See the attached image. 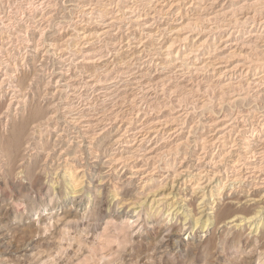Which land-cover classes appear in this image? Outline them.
Returning <instances> with one entry per match:
<instances>
[{"label": "rangeland", "instance_id": "374dc122", "mask_svg": "<svg viewBox=\"0 0 264 264\" xmlns=\"http://www.w3.org/2000/svg\"><path fill=\"white\" fill-rule=\"evenodd\" d=\"M246 14L253 18H248ZM262 20L264 0H0V83H4L2 86L7 92L5 97L0 95V100L6 103L13 97L11 81H21L25 86L27 104L37 107L40 103L42 116H45L44 120H40L43 129L30 132L32 135H26L17 147L10 148V157L0 154V169L4 173L0 174V264H264V210L260 209L264 206L262 184L253 193V197L258 198L257 202L247 201L249 196L242 188L237 195H233L234 191L229 195L231 190L226 189L222 196L224 199L216 208L217 213L226 211L224 217L235 213L250 215L260 210L257 219L260 229H255V226L251 228L250 224L242 228L232 227V223L226 224L228 218H223L217 226L213 224L209 230L203 229L201 222L196 227L195 221L199 215H194L201 212L198 206L201 208L202 204L199 198L192 199V190L183 191L186 186L182 195H186L188 200L182 203L192 204L190 207L183 206L190 209L191 216L184 221L186 213L181 209L182 203L176 206L179 212L172 214L166 211L169 204L177 201L175 195L178 191L170 188L174 184L173 178L177 177L175 185L183 184L181 178L175 176V170L190 164L193 171L200 161H209L217 156L219 161L227 155L221 169H231L229 174L232 175L231 166L239 158V152L245 153L247 145L244 144L245 135L239 130L245 126L250 128L260 121L264 125V82L255 81L264 74V35L262 39L246 38L255 31L264 34ZM197 22L200 24L196 26ZM80 31L93 35V38L80 34ZM172 43L175 47L168 49ZM36 48L39 52L35 51ZM191 48L193 52H198L199 57L184 59ZM86 52L91 55L84 56ZM231 52H235L234 55ZM183 55L184 58L181 57ZM218 57L222 59L216 60ZM84 59L96 64L86 65ZM217 61L226 67L214 70L216 64L212 67V63ZM185 62L189 67L186 68ZM201 62L205 64L201 66ZM238 64H250L249 76H245L248 69L242 68L232 79L236 82H231L232 85L227 77L220 78L225 68ZM8 73L17 76L12 77ZM252 80L261 86L255 84L253 87ZM98 83L101 86L94 87ZM16 104L24 105L14 101L10 119L5 117L0 121V135L4 143L11 138L5 129H9V132L12 130L15 111L24 112L22 106L16 110ZM3 105L0 104V112L5 110H2ZM227 111L231 115L229 121L216 127L210 126L213 123L211 119L219 122L226 117ZM19 112L17 118L21 116ZM58 115L60 119L56 117ZM136 115L139 118H135ZM177 117L178 121H184L179 123L172 120ZM158 121H162L161 126L153 125ZM228 123L234 126L230 127L232 130L229 128L230 131H225L230 134L218 144L219 147L209 145L213 133ZM139 124L143 126L139 127ZM145 126H156L159 132L138 133ZM174 128L182 132L177 139L178 133L172 138L169 134ZM188 132H191L190 144L177 148L179 141L187 140ZM253 132L258 133V130H250V134ZM139 135L144 136L141 138ZM31 136L36 140H32ZM143 137L147 139L143 140ZM262 137L264 139V131ZM117 138L121 139L119 145L114 142ZM31 143L33 146L29 149V156L37 160L39 179L33 184L26 179L21 186L16 173L26 153V146ZM126 143L132 146L129 148ZM233 143L241 148L231 149ZM152 149L153 152L147 154ZM257 151L264 154V149ZM114 154H127L125 157H131V166L138 164L147 173L155 172L151 185L139 189L135 183L126 182L128 169L121 170L122 165L118 166L121 171L117 177L114 176L117 178L114 182L122 186L123 195L133 201H127L124 205L111 197L114 187L110 189L106 183L100 185L102 172L109 163L107 160ZM150 156L154 160H148ZM143 158L146 160L138 161ZM258 161L264 166V159ZM71 162L86 169V183L92 181L91 186L85 188L83 197L74 195L62 177L65 174L63 166ZM46 168L50 171H46ZM5 170L10 172L6 174ZM53 175L63 180L56 183L59 178ZM259 176L264 178V173ZM260 180L254 179V182ZM244 185L248 189L251 187L249 183ZM238 198L242 204L237 203ZM135 202L138 204L133 205ZM189 222V228L181 231Z\"/></svg>", "mask_w": 264, "mask_h": 264}, {"label": "bare ground", "instance_id": "6f19581e", "mask_svg": "<svg viewBox=\"0 0 264 264\" xmlns=\"http://www.w3.org/2000/svg\"><path fill=\"white\" fill-rule=\"evenodd\" d=\"M255 3V2H254ZM173 5V4H172ZM175 5H177V4H175ZM174 6V5H173ZM172 6V7H173ZM171 7V6H170ZM242 10V9H241ZM250 10V9H249ZM202 11V10H201ZM248 13V12H247ZM247 15V14H246ZM228 16V15H227ZM234 16V15H233ZM200 17V16H199ZM202 17V16H201ZM204 17V16H203ZM206 17V16H205ZM204 17V18H205ZM247 17H248V15H247ZM259 17V16H258ZM138 18V17H137ZM209 17H207L206 19H208ZM232 18V17H231ZM235 18V17H234ZM248 18H253V16H251V17H248ZM140 19V18H139ZM138 19V20H139ZM195 19H197V18H195ZM195 19H194V21H195ZM200 19V18H199ZM237 19V18H236ZM241 19V18H240ZM243 19V18H242ZM202 20V19H201ZM205 20V19H204ZM203 20V21H204ZM239 20V19H238ZM244 20V19H243ZM245 20H247V19H245ZM253 20V19H252ZM193 21V20H192ZM198 21H200V20H198ZM202 21V22H203ZM210 21H211V19H210ZM209 21V22H210ZM234 21V20H233ZM262 21H264V20H262ZM143 22V21H142ZM201 22V23H202ZM253 22V21H252ZM208 23V22H207ZM221 23H223V22H221ZM192 24V23H191ZM197 24H200V23H196V26H197ZM220 24V23H219ZM188 25V24H187ZM223 25V24H222ZM40 26V25H39ZM189 27V26H188ZM195 27V26H194ZM198 27H199V25H198ZM43 28V27H42ZM45 28V27H44ZM88 28V27H87ZM187 28V27H186ZM262 28V27H261ZM189 29V28H188ZM199 29H201V28H199ZM254 29V28H253ZM252 29V30H253ZM193 30H194V28H193ZM207 30V29H206ZM255 30V29H254ZM26 31H28V27H27V30ZM39 31V30H38ZM91 31V30H90ZM89 31V32H90ZM96 31V30H95ZM180 31V30H179ZM182 31V30H181ZM195 31V30H194ZM43 32V31H42ZM41 32V33H42ZM85 32H86V30H85ZM85 32H82V31H80V34H82V35H84V36H90V38H91V36H92V38H93V35H91V34H88V35H85L86 33ZM97 32H100V30L98 31L97 30ZM97 32H95V33H97ZM190 32H192V31H190ZM199 32V31H198ZM262 32V31H261ZM261 32H256L255 31V33H251L250 35H248L246 38L248 39L249 37L250 38H253V37H257V38H261L262 39V37H263V33H261ZM27 33V32H26ZM182 33V32H181ZM202 33V32H201ZM245 33H247V31L245 32ZM183 34V33H182ZM248 34H249V32H248ZM78 35V34H77ZM79 36V35H78ZM229 36H231V35H229ZM81 37V36H80ZM79 37V38H80ZM180 37V36H179ZM86 38V37H85ZM88 38V37H87ZM181 38H183V37H181ZM180 38V39H181ZM185 38V37H184ZM186 38H188V36L186 37ZM225 38H227V37H225ZM246 38H244V39H246ZM179 39V40H180ZM222 39H224V38H222ZM246 39V40H247ZM84 40V39H83ZM175 40V39H174ZM178 40V39H177ZM176 40V41H177ZM186 40H188V39H186ZM229 40V39H228ZM255 40H258V39H255ZM27 41H28V39H27ZM173 41V40H172ZM249 41H250V39H249ZM259 41H261V40H259ZM174 42V41H173ZM177 42H179V41H177ZM181 42V41H180ZM179 42V43H180ZM185 42V41H184ZM204 42V41H203ZM248 42V41H247ZM251 42V41H250ZM91 43V42H90ZM193 43V42H192ZM207 43V42H206ZM233 44H234V42H232ZM236 43V42H235ZM238 43V42H237ZM243 43V42H242ZM244 43H245V41H244ZM258 43V41L255 43V44H257ZM176 44V43H175ZM194 44V43H193ZM250 44V43H249ZM185 45V44H184ZM195 45V44H194ZM202 45V44H201ZM213 45H215V44H213ZM230 45V44H229ZM39 46V45H38ZM180 46V45H179ZM193 46V45H192ZM227 46V45H226ZM234 46V45H233ZM245 46V45H244ZM168 47V46H167ZM173 47H175V45H174V43H172L170 46H169V48L168 49H171V48H173ZM197 47V46H196ZM214 47V46H213ZM236 47V46H235ZM243 47V46H242ZM180 48V47H179ZM195 48V47H194ZM201 48V47H200ZM215 48V47H214ZM220 48V47H219ZM218 48V49H219ZM255 48V47H254ZM41 49V48H40ZM84 49V48H83ZM192 49V48H191ZM195 49H197V48H195ZM223 49H225L224 47H223ZM230 49V48H229ZM232 49V48H231ZM39 49L38 48H36L35 49V51L37 52ZM214 50V49H213ZM226 50V49H225ZM170 51V50H169ZM190 51V50H189ZM194 50L192 49L191 51H190V53H185V54H187L186 56H188L187 58H184V55L183 56H181V57H183L184 59H190V58H192V57H194V56H198L199 54H196V53H198L197 51L196 52H193ZM199 51V50H198ZM215 51V50H214ZM216 51H217V49H216ZM220 51H223V50H220ZM235 51V50H234ZM39 52V51H38ZM235 52H237V51H235ZM234 52V53H235ZM193 53V54H192ZM210 53V52H209ZM208 53V54H209ZM219 53V52H218ZM217 53V54H218ZM220 53H222V52H220ZM234 53H232L231 52V54L232 55H234ZM2 54V53H1ZM86 55H84V56H90L91 54H88L87 52L85 53ZM192 54V55H191ZM212 54V53H211ZM225 54V53H224ZM238 54V53H237ZM241 54V53H240ZM92 55H94V54H92ZM182 55V54H181ZM230 55V53L229 54H227V56H229ZM213 56V55H212ZM219 56V55H218ZM247 56V55H246ZM264 56V55H263ZM92 57V56H91ZM199 57V56H198ZM207 57H208V55H207ZM231 57V56H230ZM251 57V56H250ZM221 57H218V58H216V60H218V59H220ZM92 59V58H91ZM168 59V58H167ZM195 59H196V57H195ZM194 58H193V60L192 61H194L195 60ZM198 59V58H197ZM202 59V58H201ZM205 59H207V58H205ZM208 59H209V57H208ZM211 59V58H210ZM222 59V58H221ZM253 59L255 60V58L253 57ZM257 59V58H256ZM93 60V59H92ZM92 60H90V59H84L83 60V63H85L86 65H89V64H96V62H94V61H92ZM198 60H200V59H198ZM203 60V59H202ZM253 60V62H255ZM257 60H259V59H257ZM256 60V61H257ZM178 61V60H177ZM183 61V60H182ZM206 61V60H205ZM210 61H212V59L210 60ZM224 61V60H223ZM226 61V60H225ZM260 61V60H259ZM258 61V62H259ZM184 62V61H183ZM182 62V63H183ZM189 62V61H188ZM196 62H197V60H196ZM213 62H214V60H213ZM219 62H222V60H220ZM219 62L217 61V62H215V63H212V67H214L213 66V64H216V68H214V70H216L217 71V69H219V70H221V68L222 67H226V65H223V64H219ZM229 62V61H228ZM181 63V62H180ZM199 63V62H198ZM202 64H201V66L203 65V64H205V63H203V62H201ZM208 63H210V62H208ZM206 64V65H209V64ZM260 63V62H259ZM9 64V63H8ZM94 64V65H95ZM163 64V63H162ZM165 64V63H164ZM176 64V63H175ZM177 64H179V63H177ZM185 64H186V62H185ZM193 64H195L194 62H193ZM192 64V65H193ZM262 64V63H261ZM13 65V64H12ZM12 65H11V67H12ZM181 65H183V64H181ZM191 65V66H192ZM205 65V66H206ZM258 65V64H257ZM256 65V66H257ZM10 66V65H9ZM92 66V65H91ZM187 66H188V64H186V68H187ZM249 66H250V64H249ZM249 66H247V64L245 65V64H238V65H236V66H234V67H230L229 66V68H225V71L224 72H221V74H220V78H222V77H224V78H226V79H228L229 80V83L232 85V83L231 82H235V81H232V79L234 78V76H237V74H238V71H240L242 68H247L248 69V71L247 72H245L246 74H245V76H249V74H250V68H249ZM93 67V66H92ZM95 67V66H94ZM183 67V66H182ZM189 67V66H188ZM12 68H14V65H13V67ZM96 68V67H95ZM101 68H103V67H101ZM185 68V67H184ZM17 70H18V68H16ZM85 69H87V68H85ZM174 69V68H173ZM189 70L190 69H192V68H188ZM195 69V68H194ZM200 69V68H199ZM257 69V68H256ZM83 70V69H82ZM184 70V69H183ZM186 71H187V69H185ZM201 70H203V68L201 69ZM207 70V69H206ZM205 70V71H206ZM213 70V71H214ZM222 70H224V69H222ZM98 71V70H97ZM180 71V70H179ZM193 71V70H192ZM204 71V70H203ZM243 71V70H242ZM16 72V71H15ZM89 72L91 73V71L89 70ZM94 72V71H93ZM105 72H106V70H105ZM104 72V73H105ZM13 73V72H12ZM83 73V72H82ZM85 73V72H84ZM97 73V72H96ZM183 73H185V71L183 72ZM183 73L181 72V74L183 75ZM240 73V72H239ZM86 74H87V72H86ZM180 74V75H181ZM188 74H189V71H188ZM194 74H196V73H194ZM219 74V73H218ZM8 75L9 76H11L12 75V77L13 76H17V74L16 75H13V74H9L8 73ZM243 75V74H242ZM91 76V75H90ZM95 76V75H94ZM185 76V75H184ZM218 76V75H217ZM258 76V75H257ZM256 76V77H257ZM259 76H261V75H259ZM257 77V78H255V81L257 80V82H259V83H262V82H264V74L261 76V77ZM92 77H93V74H92ZM99 77V76H98ZM242 77V76H241ZM102 78V77H101ZM19 77L17 78V80L19 81ZM88 79H90V78H88ZM97 79V78H96ZM99 79V78H98ZM106 79V78H105ZM236 79V78H235ZM244 79H246L247 80V78H244ZM95 80V79H94ZM246 80H245V83H246ZM220 81V80H219ZM95 82V81H94ZM93 82V83H94ZM100 83L102 82L101 80L99 81ZM104 82V81H103ZM157 82V81H156ZM162 81H160V83H161ZM241 82V81H240ZM250 82H253V80L252 81H250ZM250 82H249V84H250ZM9 83V82H8ZM11 83H12V88H13V93H14V95H13V97L12 98H10V99H8V101L6 102V103H4V102H2V99L0 100L1 102H0V104L1 105H3V103H4V105L2 106V110L5 108V110H1L2 112H0V121H1V119H3V118H7L8 117V119H10L9 118V116H10V113H11V109L13 108V103H14V101L15 102H17L18 104H21V103H23L24 105H20V106H18L17 104V107L15 108L16 110H18L19 109V107H23V109H24V112H22V113H20L19 111H15L16 112V114L14 115V117L11 119L12 120V130L9 132V129H5V130H7V133H9L10 134V137L11 138H9L8 140H7V142L6 143H4L3 142V140H1L2 138V136L0 135V154H2L3 156H6V158L7 157H10L11 155H10V153H8V150H11V149H13L14 148V146H18V144L22 141V139L26 136V135H28V136H30V135H32V133H30V132H33V133H35L36 131H37V129H41L42 128V124H41V119H45V116H42V107H41V105H40V103L38 104V106L37 107H35V106H33L32 104H27V101L28 100H26V94L24 95V90H25V86L21 83V81H19L18 83H13L12 81H11ZM92 83V82H91ZM139 84H140V82H138ZM160 83L158 84V85H160ZM224 83V82H223ZM236 83V82H235ZM243 83V82H242ZM95 84V83H94ZM93 84V85H94ZM147 84V83H146ZM220 84V83H219ZM225 84H226V82H225ZM225 84H223L224 86H226ZM228 84V83H227ZM229 84V85H230ZM255 84H257V85H260V84H258V83H255ZM254 82H253V87H254ZM264 84V83H263ZM2 85H4V83L2 82V83H0V95H2L3 94V96L5 97V95H6V90H4L5 88L2 86ZM85 85V84H84ZM86 85H89L88 83L86 84ZM102 85H103V83H102ZM105 85H106V83H105ZM142 85V84H141ZM157 84H156V86H158ZM199 85V84H198ZM220 85H222V84H220ZM230 85V87H232ZM233 85H235V84H233ZM237 85V84H236ZM252 85V84H251ZM77 86V85H76ZM92 86V85H91ZM91 86H86V88L87 87H91ZM98 86H101L99 83L98 84H96V85H94V87H98ZM104 86V85H103ZM245 86H246V84H245ZM247 86H248V84H247ZM261 86V85H260ZM143 87V86H142ZM169 87V86H168ZM227 87H228V85H227ZM226 87V88H227ZM234 87V86H233ZM232 87V88H233ZM252 87V86H251ZM250 87V88H251ZM83 88V87H82ZM101 88V87H100ZM202 88V87H201ZM225 88V87H224ZM229 88V87H228ZM249 88V87H248ZM257 88V87H256ZM259 88V87H258ZM262 88V87H261ZM84 89V88H83ZM197 89H199V87L197 88ZM9 90V89H8ZM27 90V89H26ZM76 90V89H75ZM78 90V89H77ZM94 90H96L95 88H94ZM200 90V89H199ZM60 91V90H59ZM202 91V90H201ZM259 91H262V90H259ZM56 92V91H55ZM61 92V91H60ZM63 92V91H62ZM95 92V91H94ZM231 92H233V91H231ZM256 93V92H255ZM261 93V92H260ZM260 93H258V94H260ZM262 94V93H261ZM229 96V95H228ZM240 96H241V94H240ZM258 97V95H255V97ZM259 96H261V95H259ZM235 97V96H234ZM234 97H232V98H234ZM237 97V96H236ZM0 98H1V96H0ZM244 97H242V98H240V99H243ZM6 99H7V97H6ZM222 99V98H221ZM228 99V98H227ZM238 99V98H237ZM107 100V99H106ZM31 103H32V101H31ZM34 103V102H33ZM224 103H225V101H224ZM231 103H232V105H233V102L231 101ZM203 104V103H202ZM227 104V103H226ZM225 104V105H226ZM230 104V103H229ZM239 104V103H238ZM237 105V104H236ZM235 105V106H236ZM205 106V105H204ZM238 106V105H237ZM50 107V106H49ZM60 107V106H59ZM222 108V107H221ZM244 110V109H243ZM22 111V110H21ZM213 111V110H212ZM223 111V110H222ZM233 111V110H232ZM240 111V110H239ZM238 111V112H239ZM17 112H19L20 114H21V116H19V118H17ZM137 112V111H136ZM136 112H132V113H136ZM189 112V111H188ZM215 112V111H214ZM214 112H212V113H214ZM228 112V111H227ZM234 112V111H233ZM13 113V112H12ZM241 113L242 112H240V115H241ZM245 113H247V112H245ZM53 114V113H52ZM188 114V113H187ZM211 114V113H210ZM228 114V115H227ZM226 114V117L224 116L223 118H221L220 119V121L219 122H217V120H216V122L213 120V119H211L210 121L211 122H213L212 123V125H210V126H217V125H220V124H225V122L228 120V117H230L231 115H229L230 113L228 112ZM249 114V113H248ZM248 114H246V115H248ZM13 115V114H12ZM183 115V114H182ZM181 115V116H182ZM234 115V114H233ZM242 115H243V113H242ZM48 116V115H47ZM51 116V115H50ZM49 116V117H50ZM55 116V115H54ZM53 116V117H54ZM113 116V115H112ZM151 116V115H150ZM181 116H180V118H181ZM235 116H237V115H235ZM239 116V115H238ZM237 116V117H238ZM244 116V115H243ZM57 118H59V115L58 116H56ZM84 117V116H83ZM122 117V116H121ZM187 117V116H186ZM185 117V118H186ZM240 117V116H239ZM82 118V117H81ZM135 118H139V116L138 115H136L135 116ZM185 118H183V119H185ZM263 118H264V116H263ZM49 119V118H48ZM51 119H53V118H51ZM60 119V118H59ZM92 119V118H91ZM116 119V118H115ZM130 119V118H129ZM133 119V118H132ZM234 119V118H233ZM236 119V118H235ZM243 119H245V118H243ZM55 120V119H54ZM80 120V119H79ZM112 120V119H111ZM114 120V119H113ZM134 120V119H133ZM162 120V119H161ZM172 120H174V121H178L179 120V117H177V118H174V119H172ZM171 120V121H172ZM7 121H9V120H7ZM39 121H40V123H39ZM48 121V120H47ZM50 121V120H49ZM92 121V120H91ZM118 121V120H117ZM131 121V120H130ZM149 121V120H148ZM184 121V120H183ZM183 121H178L179 123H182ZM229 121V120H228ZM243 121V120H242ZM252 121V120H251ZM256 121V120H255ZM260 121V120H259ZM11 122V121H10ZM73 122H74V120H73ZM73 122H71V123H73ZM83 122V121H82ZM88 122V121H87ZM93 122V121H92ZM114 122V121H113ZM112 122V123H113ZM154 122V121H153ZM168 123H169V121H167ZM234 121L232 120V123H233ZM239 122V121H238ZM257 122V121H256ZM261 122V121H260ZM257 123V124H253V122H252V124L253 125H251V127L248 129L246 126H245V128H243V129H240L241 128V125H240V127H239V132H242L243 133V136L245 135V140H246V142H244V144H247L246 145V147L244 148L245 149V153L244 154H242V152H239V153H241L240 154V156H239V158L233 163V166H231L232 167V175L231 174H229V172H230V170L229 169H226V171H223V169H221L222 167H224L223 166V164H224V162H222L223 161V159L225 158V157H227V155L224 157V156H222V158H220V160L219 161H217V158L219 157V156H217V158L216 157H212L209 161H206V159L205 160H203L202 162L200 161L199 162V166H198V168H196L195 170H193L192 171V166H190V164L186 167V166H180V168H181V171H179V169H177V170H175V176H179L180 178H181V180L183 181V184L182 183H180V185L178 184V185H175V181H176V178L177 177H174L173 178V182H174V184L172 183V186L170 187L172 190H177L178 191V193L175 195V198L177 199V201H175V202H173V203H171V204H169L168 205V207H167V210L166 211H169V213H172V214H174L175 212H179L178 210H179V208H177L176 206H177V204H179V205H181V203L182 202H184V201H187L188 200V197H186V195H182V194H185V192H183V191H188L189 192V190H192L191 192H192V194H191V196L193 197L192 199H195V198H199L200 199V201H201V204H202V206H201V208L198 206V209H200L201 210V212H197V213H195V215H194V217L195 216H198L199 215V217L196 219V221H195V224H196V227L199 225V223L201 222V227L203 228V229H211V227L213 226V224H214V226H217L220 222H221V220L224 218V219H229L227 222H226V224H229V223H232L233 225H232V227H244V226H246L247 224L251 227V228H253L254 226H255V229L256 228H258V229H260L259 228V226H260V223L259 222H257V219H258V217H259V213H260V210H257L256 212H254V213H252V214H250V215H243V214H241V213H235V214H233V215H231V216H229V217H224L225 216V214H226V211H224V212H220V213H217V206L219 205V203H220V200L223 198L222 196H224L223 195V193L225 192V190L226 189H230L231 191H230V194L229 195H232L231 194V192L232 191H234V194L233 195H237L238 193H240V188H242V191H245L246 193H247V196H249V198H248V200L247 201H255V202H257L258 201V198H257V196H255V197H253L254 195H253V193H255V191H258L257 189V187L260 185V184H262V185H260V186H263L264 187V178H262V177H260L259 175H260V173H264V166H263V163H261L260 161H258V159H262V161H263V159H264V154L263 153H261V151L259 152V151H257L258 149H264V139H263V137H262V134H263V131H264V125L262 126V123ZM2 123V122H1ZM7 123V122H6ZM6 123H3V124H6ZM43 123V122H42ZM52 123V122H51ZM85 123V122H84ZM115 123V122H114ZM131 123H133L132 121H131ZM167 123V124H168ZM173 123H177V122H172V124ZM210 123V122H209ZM59 124V123H58ZM87 124V123H86ZM92 124V123H91ZM110 124V123H109ZM143 124H145V122L143 123ZM229 124V123H228ZM241 124V123H240ZM44 125H46L47 126V124H44ZM51 125V124H50ZM89 125H90V123H89ZM92 125H94V123L92 124ZM140 125V124H139ZM142 125V124H141ZM141 125L139 126V127H141ZM153 125H162V121L161 122H156V123H153ZM165 125V124H164ZM232 125L233 124H229V125H227L226 124V126L224 127V126H222V127H220L219 129H217L219 132L218 133H216V131L215 130H213V131H215L214 133H213V138L210 140V143L211 144H209V145H212L213 147L214 146H217L218 144L220 145V143H222L223 142V140L227 137V134L229 133V132H225V131H227V130H229L230 131V127H232ZM237 125V124H236ZM250 125V124H249ZM62 126H63V124H62ZM70 126V125H69ZM78 126V125H77ZM80 126V125H79ZM83 126V125H82ZM85 126V125H84ZM83 126V127H84ZM88 126V125H87ZM122 126V125H121ZM143 126V125H142ZM151 126V125H150ZM184 126V125H183ZM234 126V125H233ZM4 127H7V126H4ZM45 127V126H44ZM61 127V126H60ZM75 127V126H74ZM107 127V126H106ZM132 127V126H131ZM180 127V126H179ZM186 127V126H185ZM8 128V127H7ZM62 128V127H61ZM76 128V127H75ZM74 128V129H75ZM94 128V127H93ZM123 128V127H122ZM122 128H121V130H122ZM129 128V127H128ZM159 128V127H158ZM169 128V127H168ZM230 128V129H229ZM234 128V127H233ZM3 129V130H4ZM43 129V128H42ZM51 129V128H50ZM55 130H56V128H54ZM65 129V128H64ZM133 129V128H132ZM160 129H163V128H161L160 127ZM209 129V128H208ZM238 129V128H237ZM236 129V130H237ZM255 129H257L258 130V133H255V132H253V134H250V130L252 131V130H255ZM63 130V129H62ZM79 130V129H78ZM84 130V129H83ZM121 130H119V131H121ZM172 130V129H171ZM194 130V129H193ZM210 130V129H209ZM232 130V129H231ZM235 130V129H234ZM52 132H53V130H51ZM80 131V130H79ZM125 131V130H124ZM127 131V130H126ZM181 130H179V129H177V128H174L169 134L171 135V138H172V136L174 135V134H177L176 135V139H177V137L179 136V135H181V133L182 132H180ZM192 131V130H191ZM61 132H63V131H61ZM77 132V131H76ZM121 132H123V131H121ZM132 132V131H131ZM138 132V131H137ZM142 132H147V133H154V132H159L157 129H156V126L154 127V126H152V127H143V129L141 130V131H139L138 133H142ZM165 132V130L163 131V133ZM168 132V131H167ZM257 132V131H256ZM49 133V132H48ZM65 133V132H64ZM85 133H87V132H85ZM102 133H104V131L102 132ZM102 133H100V134H102ZM117 133H118V131H117ZM120 133V132H119ZM118 133V134H119ZM130 133V132H129ZM128 133V134H129ZM189 133V136H188V138H187V140L185 141L184 140V142H181L180 143V141H179V144H177V148H179L181 145H189L190 144V142H189V138L191 137L190 136V134H191V132H188ZM252 133V132H251ZM37 134V133H36ZM46 134V133H45ZM59 134V133H58ZM63 134V133H62ZM81 134V133H80ZM128 134H125V135H128ZM137 134V133H136ZM134 135V136H137V135ZM144 134V133H143ZM161 134V133H160ZM168 134V133H167ZM230 134V133H229ZM228 134V135H229ZM241 134V133H240ZM47 135V134H46ZM49 135V134H48ZM54 135V134H53ZM60 135V134H59ZM147 135V134H146ZM154 135H156V134H154ZM186 135V134H185ZM195 135V134H194ZM255 135V136H254ZM65 136V135H64ZM80 136V135H79ZM106 136V135H105ZM115 136V135H114ZM129 136V135H128ZM140 136V135H139ZM142 136H144V135H142ZM142 136H140L141 138H142ZM151 136V135H150ZM149 136V137H150ZM157 136V135H156ZM159 136V135H158ZM164 136V135H163ZM182 136V135H181ZM242 136V135H241ZM34 137H36V135L34 136ZM53 137V136H52ZM60 137V136H59ZM83 137H85V135L83 136ZM86 137H88V136H86ZM119 137V136H118ZM122 137H123V139H124V136L122 135ZM147 137V136H146ZM146 137H143V140H145V139H147ZM210 137V136H209ZM37 138V137H36ZM43 138V136L41 137V139ZM45 138V137H44ZM76 138V137H75ZM89 138V137H88ZM134 138V137H133ZM138 139H139V137H137ZM151 138V137H150ZM163 138V137H162ZM170 138V137H169ZM211 138V137H210ZM229 138H230V136H229ZM31 139H32V136H31ZM33 139H35V138H33ZM32 139V140H33ZM52 139V138H51ZM60 140L62 139L61 137L59 138ZM59 139H57V140H59ZM84 139V138H83ZM128 139H129V137H128ZM127 139V140H128ZM201 139V138H200ZM36 140V139H35ZM50 140V139H49ZM75 140V139H74ZM92 140V139H91ZM111 140H113V138L111 139ZM110 140V141H111ZM156 140V139H155ZM204 140V139H203ZM30 141V140H29ZM28 141V142H29ZM62 141V140H61ZM123 141V140H122ZM137 141V140H136ZM171 141V140H170ZM40 142H42V141H40ZM64 142V141H63ZM62 142V143H63ZM71 142V141H70ZM113 142V141H112ZM111 142V143H112ZM115 143H118V145H119V143L121 142V139L120 138H117L115 141H114ZM144 142V141H143ZM175 142V141H174ZM205 143L207 142V140L206 141H204ZM226 142V141H225ZM252 142L254 143V144H252ZM43 143V142H42ZM82 143V142H81ZM114 143V144H115ZM137 143V142H136ZM178 143V142H177ZM32 144V143H31ZM36 144V143H35ZM40 144V143H39ZM57 144V143H56ZM125 144V143H124ZM126 144H128V143H126ZM130 144V143H129ZM127 145V147H131L132 145ZM132 144H134V143H132ZM226 144V143H225ZM236 144V143H235ZM27 145V144H26ZM37 145V144H36ZM42 145V144H41ZM60 146H61V144H59ZM206 145H207V143H206ZM219 145L217 146V147H219ZM31 146H33V144L32 145H30V144H28V146H26V150H25V155H23V157H22V159H21V162L19 163V171L16 173V179L18 178L19 180H20V183H21V186L23 185V183H24V180H30L31 181V184H33L32 182H34L35 180H37V179H39V177H38V175H37V170H38V166H37V160L34 158V160H32V156L30 155L29 156V149H31ZM43 146V145H42ZM45 146V145H44ZM56 146V145H55ZM238 145L236 144V145H234V143H233V145L231 146V149H239V148H241V147H237ZM245 146V145H244ZM243 146V147H244ZM36 147V146H35ZM57 147V146H56ZM92 147V146H91ZM125 147V146H124ZM225 147H227V145L225 146ZM9 148V149H8ZM11 148V149H10ZM38 148V147H37ZM87 148H89V147H87ZM176 148V149H177ZM185 148V147H184ZM212 148V147H211ZM44 149H46V148H44ZM53 149H55V148H53ZM68 149V148H67ZM66 149V150H67ZM72 149V148H71ZM127 149V148H126ZM206 149V148H205ZM218 149V148H217ZM38 150H40V148L38 149ZM42 150H43V148H42ZM145 150V149H144ZM147 150V149H146ZM178 150V149H177ZM241 150V149H240ZM33 151V150H32ZM45 151V150H44ZM50 151V150H49ZM48 151V152H49ZM55 151H56V149H55ZM81 151V150H80ZM183 151V150H182ZM40 152H41V150H40ZM39 152V153H40ZM43 152V151H42ZM51 152H52V150H51ZM57 152V151H56ZM117 152V151H116ZM127 152V151H126ZM144 152V151H143ZM153 152V149L152 150H150V151H148L147 152V154H149V153H152ZM224 152V151H223ZM231 152V151H230ZM264 152V151H263ZM80 153V152H79ZM82 153H84V152H81V154ZM123 153V152H122ZM125 153V152H124ZM225 153H226V151H225ZM263 154L262 155V157L260 156V154ZM35 154V153H34ZM52 154V153H51ZM77 154V153H76ZM75 154V155H76ZM206 154V153H205ZM219 154V153H218ZM221 154V153H220ZM222 154H224V153H222ZM227 154H229V153H227ZM61 155V154H60ZM79 155V154H78ZM115 155V154H114ZM127 155V154H126ZM125 155V156H126ZM146 155V154H145ZM212 155V154H211ZM47 156H48V154H47ZM46 156V157H47ZM62 156V155H61ZM68 156V155H67ZM70 156V155H69ZM73 156V155H72ZM124 155H122V154H120V155H115V156H111V158H109L107 161L109 162L108 163V165L104 168L105 169V171H103L102 172V179H101V182H100V185L102 186L103 184H109V186H108V188H110L111 189V187H112V189H113V187H114V189L112 190V194H111V192L109 193V191H108V193L109 194H111V197H113V199H116V201H119V204H121V205H124L127 201H129L130 202V200L132 201V198H127L126 197V195H123V188H122V186H117V184L114 182L115 181V179H117V178H114V176L115 177H117L118 175H119V173H120V171L122 170V169H124V168H127L128 169V172L125 174V177H126V182L128 181V183L129 184H133V183H135L136 185H137V188H141V189H144V188H146V187H148V186H150L151 185V183L154 181V178H155V172L153 173V170L152 171H150L149 173H147L146 172V170L144 169V167H138L137 165L136 166H131V164H129L130 163V158L131 157H125ZM130 156V155H129ZM149 156V155H148ZM175 156V155H174ZM214 156V155H213ZM52 157V156H51ZM65 157V156H64ZM74 157V156H73ZM80 157V156H79ZM135 157V156H134ZM153 157V156H152ZM151 156L148 158V160L149 159H153L154 160V158H152ZM204 157L205 156H203V159H204ZM259 157V158H258ZM43 158V157H42ZM71 158V157H70ZM69 158V159H70ZM78 158V157H77ZM139 158V157H138ZM20 159V158H19ZM44 159H45V157H44ZM49 159V158H48ZM132 159H133V157H132ZM135 159V158H134ZM7 160V159H6ZM33 161L32 163L30 162V161ZM46 160V159H45ZM44 160V161H45ZM63 161L65 160V159H62ZM72 160V159H71ZM76 160V159H75ZM75 160H73V161H75ZM81 160V159H80ZM142 160H144V158L143 159H140V160H138V161H142ZM146 160V159H145ZM144 160V161H145ZM208 160V159H207ZM3 161H5V159L3 160ZM48 161V160H47ZM60 161V160H59ZM63 161H62V163H63ZM66 161V160H65ZM76 161H78V159L76 160ZM136 161V160H135ZM174 161V160H173ZM199 161V160H198ZM258 161V162H257ZM49 162V161H48ZM66 162H68V161H66ZM264 162V161H263ZM44 163V162H43ZM42 163V164H43ZM76 163V162H75ZM191 163V162H190ZM256 163H258V164H256ZM83 164V163H82ZM86 164V163H85ZM84 164V165H85ZM134 164V163H133ZM135 164H136V162H135ZM147 164V163H146ZM198 164V163H197ZM35 165V166H34ZM58 165H60V164H58ZM106 165V164H105ZM119 165H122V168H121V170H119V168H118V166ZM152 165V164H151ZM41 166V165H40ZM44 166V165H43ZM87 166V165H86ZM9 167V166H8ZM47 167H48V165H47ZM50 167V166H49ZM62 167V166H61ZM93 167H95V166H93ZM227 167V166H226ZM1 168V167H0ZM41 168V167H40ZM45 168V167H44ZM63 168H64V170H65V174H62V175H64V176H62L63 178H65V181L67 182V185H68V188H71V190H72V193L74 194V195H78V196H82L83 197V195H84V193L86 192L85 190V188L88 186H91V184H92V181H90L89 183H86V181H87V179H86V176H87V174H86V169H84V167L83 166H75L74 165V163H70V164H65L64 166H63ZM185 168V169H184ZM210 168H211V170H210ZM212 168L214 169L213 171H212ZM51 169V168H50ZM60 169H62V168H60ZM157 169V168H156ZM43 170V169H42ZM46 171H50L49 169H45ZM89 170V169H88ZM100 171H101V169H99ZM3 170H1L0 169V174H1V172H2ZM6 171V170H5ZM55 171V170H54ZM7 172H10V171H6V174H7ZM44 172V171H43ZM53 172V171H52ZM56 172H58L57 170H56ZM41 173V172H40ZM54 173V172H53ZM147 173V174H146ZM173 173V172H172ZM2 174H4L3 172H2ZM43 174V173H42ZM49 174V173H48ZM52 174V173H51ZM59 174V176H60V172L58 173ZM259 174V175H258ZM121 175V174H120ZM163 175V174H162ZM41 176V175H40ZM43 176V175H42ZM47 176V175H46ZM53 176H56V175H53ZM122 176V175H121ZM11 177V176H10ZM56 177H58V176H56ZM96 177H97V175H96ZM100 177V176H99ZM224 177V178H223ZM47 179H48V176L46 177ZM59 178V177H58ZM122 178V177H121ZM120 178V179H121ZM11 179H12V177H11ZM97 179H99L100 180V178H97ZM224 179H226V181H223ZM254 179H261L259 182L257 181V182H254ZM61 180H63L61 177L56 181V183L57 182H61ZM99 180H98V182H99ZM178 180V179H177ZM205 180V181H204ZM251 180V181H250ZM179 181V180H178ZM204 181V182H203ZM256 181V180H255ZM54 182H55V180H54ZM116 182H119L120 183V180L118 181H116ZM180 182V181H179ZM30 183V182H29ZM122 183V182H121ZM158 183V182H157ZM190 183V184H189ZM245 183H249V185L251 186L250 187V189H248V186H245L244 184ZM182 184V185H181ZM189 184V185H188ZM205 184V185H204ZM119 185V184H118ZM204 185V186H203ZM12 186V185H11ZM104 186V185H103ZM185 186L187 187L186 188V190H183V188L185 189ZM190 186V187H189ZM243 186V187H242ZM253 186H256V188L255 187H253ZM15 187H17V186H15ZM136 187V186H135ZM262 187V188H263ZM134 188V187H133ZM255 188V189H254ZM261 188V187H260ZM38 189V188H37ZM103 189V188H102ZM18 190V189H17ZM99 190V189H98ZM182 192H181V191ZM19 191V190H18ZM40 191V190H39ZM101 191V190H100ZM241 191V192H242ZM252 191V192H251ZM35 192V191H34ZM71 192V191H70ZM174 192V191H173ZM151 192H149V194H150ZM227 193V192H226ZM251 193V194H250ZM72 194V195H73ZM86 194V193H85ZM148 194V195H149ZM153 194H155V192H153ZM225 194V193H224ZM108 195V194H107ZM200 195V197H198ZM226 196V195H225ZM262 197H264V194L263 195H261ZM137 198V197H136ZM228 198V197H227ZM232 198V197H231ZM146 199V198H145ZM147 199H148V196H147ZM224 199V198H223ZM222 199V200H223ZM226 199V198H225ZM261 199V198H260ZM221 200V201H222ZM263 200H264V198H263ZM192 201V200H191ZM231 201H233V200H231ZM247 201H245V203L247 202ZM133 202V201H132ZM228 202V201H227ZM235 202V201H234ZM224 203V202H223ZM231 203V202H230ZM237 203H240V204H242V201L238 198V202ZM136 204H138L137 202H135V203H133V205H136ZM143 204V203H142ZM183 204V203H182ZM264 204V203H263ZM79 205V204H78ZM127 205V204H126ZM188 206V207H190V206H192V204H190V202L189 203H187V204H183V205H181L180 207H181V209H183L184 211H183V213H186V218H185V220L184 221H187L186 219H187V216H191V214H192V212L191 211H189L188 210V208L187 209H185V207H183V206ZM261 206V205H260ZM131 207H132V204H131ZM130 207V208H131ZM260 209H262V210H264V206H261L260 207ZM162 210V209H161ZM163 211V210H162ZM161 211V212H162ZM182 213V214H183ZM169 218V217H168ZM193 218V217H192ZM201 219H204L203 221H201ZM168 220V219H167ZM191 222H189V223H187V224H185L184 225V227L181 229V231H184V230H187L189 227H188V225L190 224ZM240 228V229H241ZM192 230V229H191ZM31 244V243H30ZM108 244H110V243H108ZM3 245V244H2ZM107 246V245H106ZM16 248V247H15ZM102 248H104V247H102ZM26 250V249H25Z\"/></svg>", "mask_w": 264, "mask_h": 264}]
</instances>
